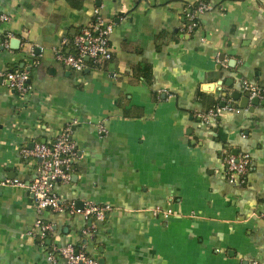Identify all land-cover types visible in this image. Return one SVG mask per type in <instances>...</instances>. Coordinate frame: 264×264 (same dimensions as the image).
I'll return each mask as SVG.
<instances>
[{
  "label": "crops",
  "instance_id": "obj_1",
  "mask_svg": "<svg viewBox=\"0 0 264 264\" xmlns=\"http://www.w3.org/2000/svg\"><path fill=\"white\" fill-rule=\"evenodd\" d=\"M198 1L0 0L1 33L18 41L6 48L0 35V72L25 69L31 87L19 95L0 76V264H65L46 259L53 244L84 246L98 264L264 263V102L230 95L244 97L243 79L264 86V0H206L212 10L183 34ZM95 8L114 23L111 58L74 71L54 51ZM224 104L235 109L197 116ZM68 123L77 156L55 192L79 208L109 204L103 222L38 212L27 188L1 183L32 179L40 159L21 149ZM241 152L246 181L231 184L221 156ZM37 218L51 224L44 238Z\"/></svg>",
  "mask_w": 264,
  "mask_h": 264
},
{
  "label": "built area",
  "instance_id": "obj_2",
  "mask_svg": "<svg viewBox=\"0 0 264 264\" xmlns=\"http://www.w3.org/2000/svg\"><path fill=\"white\" fill-rule=\"evenodd\" d=\"M213 6L205 0L198 1L191 7L185 15L186 22L182 24L181 32L191 34L198 25V17L204 12L211 11ZM9 20L8 15L0 12V24ZM114 23L106 19L98 8L93 10V19L84 27H81L70 39H62L63 46H69L67 52L56 49L55 57L63 65L74 71H81L86 65V59L94 63L109 60L111 58V49L109 45V35L113 30ZM2 44L9 48V41L12 38L11 33H1ZM8 86L19 95H25L30 92L29 73L25 69L7 70L0 72ZM243 90L250 99L256 98L264 102V86L243 79L241 80ZM222 109L234 110L230 105L215 106L205 113H197V116L208 123L209 119H215ZM71 124H66L56 139L51 143H35L32 148L23 147L21 153L23 156H31L40 159L35 175L28 182L17 178L4 179L2 184H10L27 188L33 197L36 210H50L60 213H79L85 220L103 222L111 211V206L107 203H97L86 201L82 207H77L73 201L65 202L59 198L55 192L57 182L68 183L71 178L73 161L77 156L76 144L72 139ZM224 164V172L227 180L231 184H242L246 181V176L250 168V157L248 153H223L221 156ZM154 215L169 216L170 209L163 210L160 207L152 209ZM33 228L38 232L41 238H44L51 230V224L41 218H37ZM93 228L85 227L82 234H91ZM58 258L64 260L65 264H98L93 256L89 255L84 246L76 247L73 244H53L46 253V259L50 262H56ZM264 264V263H257Z\"/></svg>",
  "mask_w": 264,
  "mask_h": 264
},
{
  "label": "water",
  "instance_id": "obj_3",
  "mask_svg": "<svg viewBox=\"0 0 264 264\" xmlns=\"http://www.w3.org/2000/svg\"><path fill=\"white\" fill-rule=\"evenodd\" d=\"M11 45H13V47H16L15 45L17 44V40H15V39H12L11 41ZM85 59L87 60L88 58L87 57H85ZM0 80H1V77H0ZM226 93L225 92H223V95H225ZM231 97L233 98V99H240V103H239V105L241 106V107H243V108H245V107H247V104H248V101H249V97H248V94L247 93H245V95H244V97H241L240 96V93L238 92V91H233V92H231ZM250 102L253 104V105H258V104H261V105H263V103L262 102H259V100L258 99H256V98H252L251 100H250ZM250 110H251V108H250Z\"/></svg>",
  "mask_w": 264,
  "mask_h": 264
},
{
  "label": "trees",
  "instance_id": "obj_4",
  "mask_svg": "<svg viewBox=\"0 0 264 264\" xmlns=\"http://www.w3.org/2000/svg\"><path fill=\"white\" fill-rule=\"evenodd\" d=\"M205 1H206V0H205ZM196 3H197V2H196ZM196 3H195V4H196ZM195 4H193V5H195ZM190 9H191V7L189 8V10H190ZM187 12H188V11H187ZM187 12H186V13H187ZM195 29H196V28H195ZM213 107H214V106H213Z\"/></svg>",
  "mask_w": 264,
  "mask_h": 264
}]
</instances>
